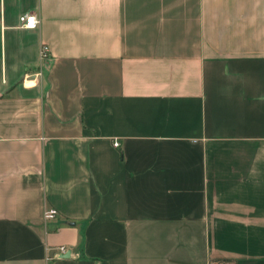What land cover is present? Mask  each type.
Instances as JSON below:
<instances>
[{"label":"crops","instance_id":"obj_1","mask_svg":"<svg viewBox=\"0 0 264 264\" xmlns=\"http://www.w3.org/2000/svg\"><path fill=\"white\" fill-rule=\"evenodd\" d=\"M222 262L264 264V0H0V264Z\"/></svg>","mask_w":264,"mask_h":264},{"label":"built area","instance_id":"obj_2","mask_svg":"<svg viewBox=\"0 0 264 264\" xmlns=\"http://www.w3.org/2000/svg\"><path fill=\"white\" fill-rule=\"evenodd\" d=\"M20 20L24 24V26L27 28H34L36 26V23L39 22L35 14H24L20 17ZM49 51H50L49 47L47 45H43L41 49V57L47 58L49 56ZM114 144L115 146H119L118 141H115ZM57 215H58V211L55 208L46 209L44 212V218L46 220L54 219L56 218ZM58 250H59V253L61 254H64L67 252V249L64 246L59 247ZM212 264H215V263H212ZM218 264H229V263L222 262Z\"/></svg>","mask_w":264,"mask_h":264}]
</instances>
